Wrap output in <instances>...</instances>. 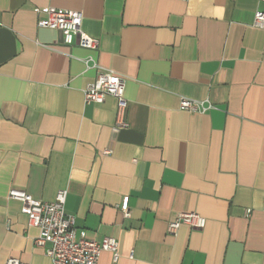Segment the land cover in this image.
Here are the masks:
<instances>
[{"label":"crops","instance_id":"1","mask_svg":"<svg viewBox=\"0 0 264 264\" xmlns=\"http://www.w3.org/2000/svg\"><path fill=\"white\" fill-rule=\"evenodd\" d=\"M48 8L81 12L98 49L40 28ZM258 11V0H0V264H54L13 190L44 202L67 190L77 235L116 238V264H264ZM101 70L126 81L124 125L115 98L85 102ZM181 213L206 227L170 235Z\"/></svg>","mask_w":264,"mask_h":264},{"label":"built area","instance_id":"2","mask_svg":"<svg viewBox=\"0 0 264 264\" xmlns=\"http://www.w3.org/2000/svg\"><path fill=\"white\" fill-rule=\"evenodd\" d=\"M264 3V0H258ZM41 12V10H37ZM47 18L40 20V28H49L61 32L63 42L67 46H79L87 50H97L99 42L84 32L83 14L78 11L48 8L45 10ZM255 25L264 28V13L258 11L255 16ZM95 68H98L94 64ZM126 81L112 71L101 70L94 82L84 91L86 104L102 105L108 97L118 101V114L121 125L127 107L125 99ZM180 108L189 112H206L207 109L200 102L182 99ZM109 154V152H106ZM10 199L22 203V212L29 219L30 226L39 230L35 238V246L44 250L54 264H99L104 252L113 255L116 264L119 256V242L116 238L105 237L100 241L91 240L85 235L78 236L76 218L66 212L67 190H60L52 202L34 199L26 192L13 190ZM121 209L125 216H129V198H125ZM207 220L196 213H181L168 226L170 235H177L183 225L195 230H203ZM6 264H25L11 258Z\"/></svg>","mask_w":264,"mask_h":264}]
</instances>
